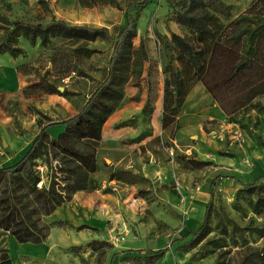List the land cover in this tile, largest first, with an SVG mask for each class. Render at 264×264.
<instances>
[{
	"label": "rangeland",
	"instance_id": "374dc122",
	"mask_svg": "<svg viewBox=\"0 0 264 264\" xmlns=\"http://www.w3.org/2000/svg\"><path fill=\"white\" fill-rule=\"evenodd\" d=\"M133 1L0 0V11L12 20L60 17L107 25L116 35ZM206 3L216 15V31L233 48L247 50L252 30L264 22V0ZM132 13L134 46L142 45L146 53L136 54L124 95L102 133L89 121L74 129L52 125L36 157L40 187L50 185L60 159L70 158L87 168V186L43 215L51 227L41 241L21 242L0 228V256L8 252L16 264H111L115 254L114 264H144L138 256L146 250L166 248L149 264H264V209L253 206L264 197V185L239 189L241 182L264 174V106L259 105L264 93L228 114L171 41L173 32L194 37L178 21L172 1L153 0ZM1 44L18 48L0 51V166H5L24 155L45 124L84 105L108 72L114 39L56 36L43 44L0 20ZM165 49L182 70L188 92L176 120L164 127ZM232 55L223 57L211 83L219 81ZM198 84L199 93L193 90ZM226 92L219 89L222 96ZM189 158L203 162L196 165ZM117 168L137 175L113 176ZM208 203V232L187 248L179 237L198 229Z\"/></svg>",
	"mask_w": 264,
	"mask_h": 264
},
{
	"label": "trees",
	"instance_id": "16d2710c",
	"mask_svg": "<svg viewBox=\"0 0 264 264\" xmlns=\"http://www.w3.org/2000/svg\"><path fill=\"white\" fill-rule=\"evenodd\" d=\"M153 0H136L127 4L125 8V23L116 35H113L107 25H90L87 23H74L65 18H53L47 22H30L22 19H10L0 11V20L21 29V33L30 36L32 41L37 38L47 44L53 37L96 39L98 37L114 39V46L108 60L106 76L92 91L84 105L71 116L50 121L45 124L29 149L16 162L0 166V228L9 230L18 241H41L45 239L51 224L43 219V215L52 213L57 206L70 199L72 194L88 184L89 174L87 168L74 158L60 159L55 170V177L49 186H39L41 179L37 168L36 157L39 156L44 142L45 131L55 124H64L72 129L81 122L89 121L97 134L102 133V127L108 116L113 112L124 95V84L127 81L132 63L136 57L143 55L145 48L141 45L135 47L133 38L136 35L135 20L132 9L144 8ZM180 23L189 26L193 36L173 32L171 41L179 49L182 57L190 64L197 78L202 80L214 98L221 104L225 112L232 113L264 93V22H259L250 35L247 50L242 47L233 48L221 33L215 29L216 15L207 7L206 0H171ZM243 18L237 20L239 23ZM260 36V37H259ZM259 37V38H258ZM164 42L169 44L168 36L163 35ZM9 49L18 48L6 44ZM3 44L0 51L5 50ZM87 51L92 48L86 47ZM232 52V61L216 83H211L209 77L213 75L222 64L226 54ZM163 69L168 73L166 77V93L162 115L163 126H168L176 120L188 88L185 87L186 78L182 70L174 64L173 55L165 49ZM172 86V89H169ZM226 89V97L219 94V89ZM151 103L148 98L146 106ZM259 105L264 106L259 103ZM123 124H127L124 121ZM52 147V146H50ZM188 161L198 165L203 162L196 158ZM113 176L127 178L137 174L126 168H117ZM59 177V180H56ZM264 174L257 176L251 182H241L240 190L250 191L264 185ZM256 211L264 209V197L259 196L253 202ZM210 203L202 224L197 230H190L181 235L183 245L187 248L195 245L202 239L209 228ZM60 219L58 222H62ZM83 225H79L81 227ZM264 232V226L260 228ZM166 248L146 250L147 254L140 255L144 264L154 262ZM133 263V256H129ZM0 264H16L5 252L0 256Z\"/></svg>",
	"mask_w": 264,
	"mask_h": 264
},
{
	"label": "crops",
	"instance_id": "0c3cea01",
	"mask_svg": "<svg viewBox=\"0 0 264 264\" xmlns=\"http://www.w3.org/2000/svg\"><path fill=\"white\" fill-rule=\"evenodd\" d=\"M194 92H200L202 89L200 88V84H198L196 87H194ZM210 97V96H209ZM225 111V110H224ZM81 225H85V224H81ZM115 255V254H114ZM114 255L112 256L111 258V264H114L113 261H114Z\"/></svg>",
	"mask_w": 264,
	"mask_h": 264
}]
</instances>
